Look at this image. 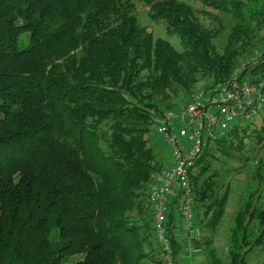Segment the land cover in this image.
I'll return each mask as SVG.
<instances>
[{
	"label": "trees",
	"instance_id": "16d2710c",
	"mask_svg": "<svg viewBox=\"0 0 264 264\" xmlns=\"http://www.w3.org/2000/svg\"><path fill=\"white\" fill-rule=\"evenodd\" d=\"M136 3L183 51L139 25ZM263 47L264 0H0V264H155L146 187L164 163L150 110L186 104ZM253 71L264 76V58ZM260 113L192 169L200 264L264 256ZM218 156L243 163L237 200L216 182ZM233 202L224 261L213 238Z\"/></svg>",
	"mask_w": 264,
	"mask_h": 264
},
{
	"label": "built area",
	"instance_id": "2783aa9c",
	"mask_svg": "<svg viewBox=\"0 0 264 264\" xmlns=\"http://www.w3.org/2000/svg\"><path fill=\"white\" fill-rule=\"evenodd\" d=\"M263 58L264 47L225 79L194 91L186 104L151 114L155 135L169 155L146 187L157 245L155 264H176L169 229L181 241L185 256L201 254V229L196 224L190 175L200 155L230 133L234 125L248 122L264 109V76L255 81L249 78Z\"/></svg>",
	"mask_w": 264,
	"mask_h": 264
},
{
	"label": "rangeland",
	"instance_id": "374dc122",
	"mask_svg": "<svg viewBox=\"0 0 264 264\" xmlns=\"http://www.w3.org/2000/svg\"><path fill=\"white\" fill-rule=\"evenodd\" d=\"M183 1H186V0H183ZM149 7H146L144 6L142 3H136V15H137V18H138V21H139V25L141 27H144V28H147V30L149 32H151L155 38H160L162 40H166L168 41L177 51L181 52L183 51L182 47L180 46V43H179V40L177 37H171L167 34L166 32V24L164 21H159V22H154L150 19L149 15L151 14L149 12ZM222 20V23L224 24V27H225V33L223 34V36H221L216 42H215V45H217V48L219 50H222V46H224L225 44V41H226V35L228 34L229 32V29L232 25L230 19L228 17H222L221 18ZM251 56L241 60L232 70L231 72L239 67L240 65H242L243 63H245L246 61H248L250 59ZM257 67V66H256ZM255 67V68H256ZM253 68V69H255ZM253 69L251 70V74L249 76V78H254V81L257 80L259 78V76L255 75L254 74V71ZM230 72V73H231ZM204 87H206V85H200L198 86L197 88H195L193 91H197V90H200V89H204ZM155 111L154 110H150V113H154ZM261 114V113H260ZM258 115L257 117L249 120V121H252L254 119H256L257 121H259L261 119V115ZM248 121V122H249ZM239 125V123H237L236 125L234 126H237ZM234 128V127H233ZM256 142V141H255ZM162 146V145H161ZM259 146V145H258ZM254 148V149H252ZM162 149H163V155H162V159H163V163L165 164L166 161L168 160L169 158V155H168V151L164 148V146H162ZM258 148H257V145L253 144L251 146V148H249L246 152H251V157L255 156L253 154H255L257 151ZM217 158H219L217 161L213 162V171L214 173L217 174V179H216V182L218 184H226L227 182H230L231 184V198L232 199H235L237 200L238 199V196L239 194L240 195H243L242 193H239V190L237 185L238 182L240 180H237V179H240V178H234V175L237 174V172L240 171L241 169V165L243 164L242 162L240 161H233V162H228V160L222 158L221 156H218ZM250 168L246 165V167L243 169V173L246 175V178L249 179L250 175H251V171H249ZM238 181V182H237ZM253 186V184L251 183L249 186H248V189L250 190V188ZM238 189V190H237ZM232 206H230V211L228 213V216H227V219H225L222 223V226L223 228L222 229H219L217 235L213 238V241H214V245L216 247V249L218 250V255L220 256V258H222L224 261H226V256L223 252V249L220 248V245H224L223 242H225L224 240L226 239V233L228 231V224H229V221H232V218L234 216L233 212L234 210H236V202H233L231 204ZM234 205V207H233ZM222 245V246H223ZM156 243H152V249L153 251L155 252L157 249H156ZM263 254L261 253H257L255 255H251L247 258V260L249 261L250 264H264L263 262ZM198 258V257H197Z\"/></svg>",
	"mask_w": 264,
	"mask_h": 264
},
{
	"label": "crops",
	"instance_id": "0c3cea01",
	"mask_svg": "<svg viewBox=\"0 0 264 264\" xmlns=\"http://www.w3.org/2000/svg\"><path fill=\"white\" fill-rule=\"evenodd\" d=\"M174 222V221H173ZM176 222V226L180 227L181 226V222L180 220H177L175 221ZM202 262V259L200 258H197V257H194V256H191V257H188V256H184L182 261H181V264H200Z\"/></svg>",
	"mask_w": 264,
	"mask_h": 264
}]
</instances>
